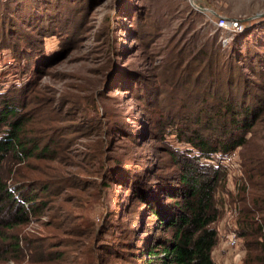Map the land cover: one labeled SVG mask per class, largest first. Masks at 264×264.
Here are the masks:
<instances>
[{"label":"rangeland","instance_id":"obj_1","mask_svg":"<svg viewBox=\"0 0 264 264\" xmlns=\"http://www.w3.org/2000/svg\"><path fill=\"white\" fill-rule=\"evenodd\" d=\"M201 4L217 16H255L251 20L258 22L232 38L216 28L209 17L213 12L188 0H0V74L6 72L0 91L33 80L27 89L34 90V101L23 109L32 116L27 130L42 148L55 151L54 157L4 164L8 183L37 184L43 205L25 223L0 226V264H115L109 252L117 251L121 238L128 241V229H139L135 238L152 230L153 216L145 215L140 223L131 213L142 204L129 187L145 185V175L163 184L178 171L161 140L160 122L173 119L168 113L181 104L189 109V101H199L202 93L174 85L187 71L174 77L169 54L184 51L194 67L200 48L221 45L224 57L233 53L250 81L257 77L243 58L251 45L264 66V0ZM261 70V79L249 82L248 90L249 101L263 108ZM190 71L196 84L199 75ZM253 131V142L233 152L239 167L228 169L220 239L213 251L218 264H244L246 257L243 239L232 244L224 235L246 216L240 200L247 183L244 168L264 167V109ZM173 137L166 140L185 147ZM245 152L253 156L250 163L244 162ZM125 172L135 181L121 184ZM130 258L128 253L116 263L130 264Z\"/></svg>","mask_w":264,"mask_h":264},{"label":"trees","instance_id":"obj_2","mask_svg":"<svg viewBox=\"0 0 264 264\" xmlns=\"http://www.w3.org/2000/svg\"><path fill=\"white\" fill-rule=\"evenodd\" d=\"M218 16L209 15L213 21ZM255 22L258 21L242 20V30L229 34L233 38L235 34L247 31ZM219 47H212L211 50L200 48L192 58L196 69L190 60L187 61L184 51L169 54L174 77L187 71L183 80H176L174 85L185 84L190 93L197 87L202 93L199 101H189V109L186 104H181L180 110L168 113L173 114V119L169 117L160 122L161 140L178 171L175 175L171 173L172 178L163 181V184L151 183V178H146L145 174L143 176L141 171L145 185L131 184L129 189L142 204L141 208H132L131 213L137 215L135 218L140 223L145 215L153 216L155 224L150 232L144 231L137 238L134 235L139 229H128V241L122 242L121 238L116 242L119 244L117 251L109 252L115 264L118 260L126 259L128 253H131L130 264H218L213 251L219 243L218 223L225 209L223 194L227 192L228 175L225 157L253 142V129L264 109L249 101V82L255 83L263 75L262 55L258 54L257 48L248 45L244 53V62L249 64L248 68L257 77L249 81L237 57L232 53L225 58L221 45ZM254 56H259V59L253 60ZM191 69L199 75L196 84L191 83ZM32 81L0 91V226L7 228L25 223L30 212L41 209L43 202L39 203L42 196L37 191V184L21 181L8 183L3 173L4 164L11 161L25 164L45 155L55 156L50 146L42 148L27 130L32 116H28V110L23 109L25 102L34 101V90L27 89ZM213 100L220 102L213 105ZM199 104L198 112L193 114L197 108H191ZM205 106L215 113H206ZM168 135L174 136L185 147L170 144L166 140ZM243 155L244 162L250 163L253 156L247 152ZM244 172L247 183L243 184L240 200L245 205L243 213L246 216L239 219L237 236L243 239L247 250L244 264H264V167H245ZM124 175L121 176V184L128 185L135 181L128 172ZM56 179L63 185L68 183L62 177ZM67 187L74 189L73 186ZM248 202L251 208H247ZM154 229L161 230L163 234H153ZM15 249H19L18 244H15Z\"/></svg>","mask_w":264,"mask_h":264},{"label":"built area","instance_id":"obj_3","mask_svg":"<svg viewBox=\"0 0 264 264\" xmlns=\"http://www.w3.org/2000/svg\"><path fill=\"white\" fill-rule=\"evenodd\" d=\"M200 1L201 0H188V2H190L197 9L209 11V8H203V5L200 4ZM214 22H215L216 28L221 30L222 32L227 31L229 33H233V32L241 31L243 28L242 20L236 17H227V16L220 15L218 16V19ZM225 163L227 164L228 169H230V167H233L234 169L239 167L238 161L236 157H234L233 152L230 155L225 157ZM229 226H230L231 233L226 232L224 236L227 239H229V241H231L232 244H236L237 237H238L235 231L236 227H233L232 224Z\"/></svg>","mask_w":264,"mask_h":264},{"label":"water","instance_id":"obj_4","mask_svg":"<svg viewBox=\"0 0 264 264\" xmlns=\"http://www.w3.org/2000/svg\"><path fill=\"white\" fill-rule=\"evenodd\" d=\"M209 11H210V12H213L215 15H217V13H216L214 10L209 9ZM257 15H261V14H257ZM253 18H255V16H254V17H250V18H248L247 20H251V19H253Z\"/></svg>","mask_w":264,"mask_h":264},{"label":"crops","instance_id":"obj_5","mask_svg":"<svg viewBox=\"0 0 264 264\" xmlns=\"http://www.w3.org/2000/svg\"><path fill=\"white\" fill-rule=\"evenodd\" d=\"M241 20H247V18H244V19H243V18H241Z\"/></svg>","mask_w":264,"mask_h":264}]
</instances>
